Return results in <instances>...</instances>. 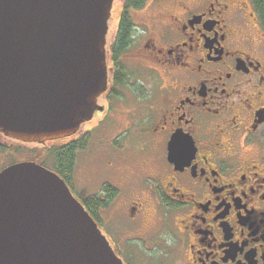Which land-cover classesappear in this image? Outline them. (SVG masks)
Listing matches in <instances>:
<instances>
[{"label": "flooded vegetation", "instance_id": "1", "mask_svg": "<svg viewBox=\"0 0 264 264\" xmlns=\"http://www.w3.org/2000/svg\"><path fill=\"white\" fill-rule=\"evenodd\" d=\"M106 55L100 109L60 140L87 148L108 136L97 189L83 192L75 171L65 180L86 210L90 197L102 204L93 218L114 251L111 208L132 231L130 264H157L168 239L177 264H264V28L254 0H115ZM151 231L157 249L143 260Z\"/></svg>", "mask_w": 264, "mask_h": 264}, {"label": "water", "instance_id": "2", "mask_svg": "<svg viewBox=\"0 0 264 264\" xmlns=\"http://www.w3.org/2000/svg\"><path fill=\"white\" fill-rule=\"evenodd\" d=\"M115 0H0V133L45 144L76 134L106 91ZM0 264H125L55 171H0Z\"/></svg>", "mask_w": 264, "mask_h": 264}, {"label": "rangeland", "instance_id": "3", "mask_svg": "<svg viewBox=\"0 0 264 264\" xmlns=\"http://www.w3.org/2000/svg\"><path fill=\"white\" fill-rule=\"evenodd\" d=\"M148 74V73H147ZM148 76V75H147ZM148 83L151 85L155 86L156 81L154 82V78L151 77L148 79ZM129 108V106H127ZM132 108L136 110L133 106ZM135 112L140 113V110H136ZM92 125V124H91ZM112 129L107 128L104 130L105 132H110ZM115 130V129H114ZM102 138V140H101ZM108 136H93L91 139V142L88 144V147L86 150L79 152L78 154V161L76 164V169H75V181L77 182V186L81 187V190L83 192H91L93 193L97 187L99 186V178L103 175V170L100 167L98 163V159L100 156H104L103 154H107L106 150L109 148V146H103V140L106 141ZM102 143H101V141ZM65 140H60L57 142H52L48 144H26V145H20L18 142H15L13 140L7 139L3 135H0V144L4 147L2 151H0V171L5 168L6 166L10 164L17 163L20 160L23 159H29V160H34L37 161L39 164L45 163V166L51 170L54 169V161L52 159H48L45 156H42V152H36L35 150H43L48 147H53V146H59L63 143H65ZM109 150V149H108ZM117 210L114 209H109L108 212H105V221L106 222V230L109 231L110 233L114 232L117 233L115 236L118 237L120 240L122 249L118 251V255L123 259L124 263L130 264V252L127 246L125 245V238H128L132 231L128 230L127 224L128 221L126 220V216L122 214H117ZM154 225V223L151 224V226ZM150 226V227H151ZM129 231V232H128ZM153 232L151 231L148 234H145L144 236H147V243L142 244V249L144 254L138 253L139 256L141 255L143 257V260H149L150 259V254L147 252V250L150 249H157L155 248L153 244L154 239L153 237ZM166 234V232H165ZM165 237L169 238V234L167 233ZM163 248L167 251L170 252V254L166 257L163 256H158V258H155V262L157 264H177V253L176 250H173L172 242L170 239L168 241H163ZM120 246V247H121ZM133 246H136L134 243ZM140 256V257H141ZM163 257V258H160ZM161 259L162 261H160ZM150 261V260H149Z\"/></svg>", "mask_w": 264, "mask_h": 264}, {"label": "trees", "instance_id": "4", "mask_svg": "<svg viewBox=\"0 0 264 264\" xmlns=\"http://www.w3.org/2000/svg\"><path fill=\"white\" fill-rule=\"evenodd\" d=\"M148 0H126L127 6L132 7H140L145 4ZM256 8L258 9L259 15L261 17V21L264 28V0H254ZM127 30H125L126 34ZM87 142L84 141H76L74 143H70L67 145H59L48 147L43 150H35L37 153L42 152V156H45L48 159H52L54 161V171L58 173L64 180L72 178L74 175V171L76 169V163L78 158V152L80 150L86 149ZM3 146L0 145V151L3 150ZM45 166V163L42 164ZM46 167V166H45ZM66 181V180H65ZM86 206L89 209V213L92 217L96 216V211L98 206L102 204H96L93 197H90L86 202Z\"/></svg>", "mask_w": 264, "mask_h": 264}]
</instances>
